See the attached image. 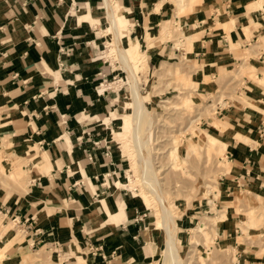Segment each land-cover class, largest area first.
Here are the masks:
<instances>
[{
	"label": "crops",
	"instance_id": "obj_1",
	"mask_svg": "<svg viewBox=\"0 0 264 264\" xmlns=\"http://www.w3.org/2000/svg\"><path fill=\"white\" fill-rule=\"evenodd\" d=\"M109 3L122 31L112 25L106 0H0V137L11 138L19 158L0 171L13 177L5 183L21 189L9 192L6 204L0 201V214L25 226L24 253L49 245L62 264H149L153 257L147 246L158 228L122 188L126 164L116 135L125 106L116 102L130 85L123 82V42L128 48L137 43V54L152 65L187 52L170 38L180 29L193 39L192 58L200 61L191 75L196 84L209 72L242 64L243 50L250 49L249 68L227 79L226 106H219L218 123L209 131L222 145L228 170L214 193L235 197L252 190L264 198V0ZM109 27L125 35L116 43L121 62L110 54ZM118 82L123 84L116 88ZM221 201L224 209L233 208V199ZM202 204L184 214V226L193 225ZM233 228L224 221L219 235L229 238ZM252 253L244 260L264 263L263 253Z\"/></svg>",
	"mask_w": 264,
	"mask_h": 264
},
{
	"label": "rangeland",
	"instance_id": "obj_2",
	"mask_svg": "<svg viewBox=\"0 0 264 264\" xmlns=\"http://www.w3.org/2000/svg\"><path fill=\"white\" fill-rule=\"evenodd\" d=\"M188 5L191 6L192 3ZM188 11L186 9L182 12L184 14ZM108 33L111 35V43L108 44L110 54L121 62L114 31L110 27ZM120 35L124 39V33L120 32ZM188 37L190 36L186 37L185 32L175 28L174 32L170 34V38L175 39L177 46L185 45L187 52L173 53L171 57L168 55V58L162 61L163 57H160L154 64H148L149 67L146 58L142 60V54H137L139 51L141 52L137 43H133L134 45L128 48L126 42H123L125 50L128 49V51L126 50L128 59L136 74L145 105L155 120V126L149 135L150 151L159 171L158 177L162 186L164 185L167 205L175 217L179 238L177 248L184 259V264H240V262L250 264L251 262L244 260L245 256L253 255L254 250L264 254V198L259 197L252 190H247L248 194L237 193L235 197L226 194L217 197L214 192L222 189L223 174L228 171L226 163L223 162L227 160L226 154L222 155V145L217 141L211 145L202 132L197 133L200 139L197 142L194 132L201 130L212 134L209 131L211 132L213 125L218 123L214 119L219 117L217 115L219 106H226L224 99L230 91V86L226 83L227 79L229 76L239 78L240 75H237L239 73H242L241 76L246 74L252 52L247 48L243 50V59L240 63L244 66L238 64L224 71L222 68L217 75L209 72L206 81L196 84L192 81L191 75L195 76L194 68L196 64H200V61L192 58L193 46L190 43L193 39H188ZM199 38L202 39V36L199 35ZM181 39H184V42H181ZM121 67L125 70L123 82H128L131 85V78L122 62ZM123 82H118L114 86L119 88ZM130 85L121 94V97L124 96L121 102H116V104L125 106L122 108V115H124L121 117L124 123L117 130L116 135L120 140L118 141V153L123 158L124 166L126 164V177L122 181L127 186L122 188H125V192L129 196H131L130 191L135 195L134 200L138 202L140 209L146 210L148 214L145 217L147 221H153L151 225L158 228L156 240L147 247L153 254V257L149 256V264H160L163 262L166 247H164L163 242L166 233L160 223L158 208L153 205L149 209L141 195L142 178L136 158V150L132 143L129 120V115L134 111ZM127 92L129 95H125ZM232 98L238 97L233 95ZM0 149L2 156V158L0 157V166H6L8 162H15L19 159L15 157L12 151L13 143L10 137L5 139L0 137ZM16 170L23 173L22 169L15 168L14 171ZM28 175L31 177L29 171ZM12 178L11 174L6 177L0 171V195H3L0 201L4 199L3 204L7 202L9 192L21 190L18 187L12 188L3 181V179L11 180ZM133 186L138 187L133 189ZM27 192L24 191L23 193ZM144 192L149 195L147 189ZM224 198L233 199L232 209H224L223 205L226 202L221 201ZM198 204L202 205L199 207L198 216L193 220V225L184 226L183 220L186 217L184 214H191L190 211L192 212ZM3 207L4 205L0 210ZM6 209L8 208L6 207ZM216 210L220 211L222 218L218 219V222L210 221L214 217V213L217 212ZM3 212L6 213V210ZM12 219L10 215L3 216L0 214V235L3 233L10 234L13 231L10 235L11 238L6 237L0 240V254L3 260L0 264H62L61 259L58 260V257H55V253H59L58 249L51 248L49 245H45L41 250L39 249L42 245L35 246L31 253H24L26 250L23 246L28 240L24 233L26 228L22 223L13 224ZM179 219H181L180 226L177 223ZM227 220L231 221L234 227L229 238H227L229 234L226 232L221 236L219 235L222 223ZM203 221L205 222L203 235L197 234L195 229ZM179 231H181L182 236L179 235ZM215 237H218V240ZM19 249L21 253L17 254ZM8 255H12V257H8ZM84 255L89 258L86 253ZM262 261L264 262V257Z\"/></svg>",
	"mask_w": 264,
	"mask_h": 264
},
{
	"label": "bare ground",
	"instance_id": "obj_3",
	"mask_svg": "<svg viewBox=\"0 0 264 264\" xmlns=\"http://www.w3.org/2000/svg\"><path fill=\"white\" fill-rule=\"evenodd\" d=\"M109 1L110 0H106L108 11L111 15L110 20L112 21V25L114 26V28L116 30H119L120 27L118 26V21H117L118 20L117 11H115L112 7H110L111 5ZM115 37H116V41H115L116 43L121 42L120 35L118 33H115ZM120 53L122 56V60L124 62L123 63L124 68H126L131 78V100L133 103L134 111L131 115H129V120L132 131V143L136 150V158L142 178L141 195L143 196L145 201L143 202L149 209L153 207V205L158 208L157 212L161 220L160 223L162 224V228L166 233V247L163 254V260H162L163 262L160 264H184V259L177 248V243L179 241V238L177 235L178 228L176 225L175 217L173 216L171 209L167 205L164 196V189H163L164 185L162 186V182L158 177L159 171L155 166L154 159L150 151L149 135L155 126V120L151 112H149V110L145 105L144 97L141 94V91L139 90V83L136 74L134 72L131 62L128 59V55L124 46H121ZM199 132L205 134L206 138H208L211 145H214L216 143L217 140L214 137L201 130H197L194 132L197 142L200 141L199 135L197 134ZM138 186H133L132 188L135 189ZM145 189L149 191V195L144 192ZM220 218H222L220 217V212L217 211L214 213V217L211 218L210 221L218 222V219ZM15 222L16 221H14L13 224H15ZM204 226H205V222L203 221L195 229L197 234L199 233L203 235ZM12 233L13 231H11L10 234H6V233L1 234L0 240L5 239L6 237L11 238L10 235H12ZM212 237L214 238V235ZM1 258L2 256L0 254V263L3 261Z\"/></svg>",
	"mask_w": 264,
	"mask_h": 264
},
{
	"label": "built area",
	"instance_id": "obj_4",
	"mask_svg": "<svg viewBox=\"0 0 264 264\" xmlns=\"http://www.w3.org/2000/svg\"><path fill=\"white\" fill-rule=\"evenodd\" d=\"M14 219H17V218H14ZM20 221V220H19ZM21 222V221H20ZM39 229H36L35 232H37ZM90 252L92 253H97V250L93 247V246H90Z\"/></svg>",
	"mask_w": 264,
	"mask_h": 264
}]
</instances>
